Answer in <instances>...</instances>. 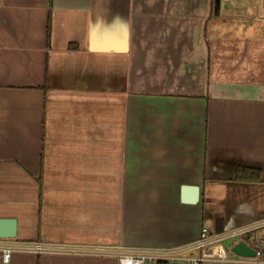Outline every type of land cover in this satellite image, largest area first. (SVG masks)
Instances as JSON below:
<instances>
[{
	"label": "crops",
	"instance_id": "obj_1",
	"mask_svg": "<svg viewBox=\"0 0 264 264\" xmlns=\"http://www.w3.org/2000/svg\"><path fill=\"white\" fill-rule=\"evenodd\" d=\"M214 6L0 0V220L17 221L14 239L169 248L264 221V0Z\"/></svg>",
	"mask_w": 264,
	"mask_h": 264
},
{
	"label": "built area",
	"instance_id": "obj_2",
	"mask_svg": "<svg viewBox=\"0 0 264 264\" xmlns=\"http://www.w3.org/2000/svg\"><path fill=\"white\" fill-rule=\"evenodd\" d=\"M264 228V221L245 225L226 232H214L203 229L199 237L183 245L169 248L123 247L120 245L81 244L53 242L46 240L23 241L14 238H0V252L7 263L13 253H35L71 256H115L118 264H146L158 261L180 260L185 264H202L207 260H228L230 249L225 245L228 240H243L248 236V244L256 250L258 261L264 262V235L258 237L252 233ZM231 245V244H230ZM229 245V246H230Z\"/></svg>",
	"mask_w": 264,
	"mask_h": 264
},
{
	"label": "water",
	"instance_id": "obj_3",
	"mask_svg": "<svg viewBox=\"0 0 264 264\" xmlns=\"http://www.w3.org/2000/svg\"><path fill=\"white\" fill-rule=\"evenodd\" d=\"M221 0H215L214 9L219 13ZM181 201L183 203L197 204L200 200V188L197 185H183L181 189ZM17 221L13 218H3L0 220V238H16ZM247 240L248 236L243 240H238L230 245V252L241 257H255L256 250L251 247Z\"/></svg>",
	"mask_w": 264,
	"mask_h": 264
},
{
	"label": "trees",
	"instance_id": "obj_4",
	"mask_svg": "<svg viewBox=\"0 0 264 264\" xmlns=\"http://www.w3.org/2000/svg\"><path fill=\"white\" fill-rule=\"evenodd\" d=\"M237 178L239 179H252V180H258L260 178V172L254 169H248L240 167L237 170L236 173ZM156 264H169L168 261H158Z\"/></svg>",
	"mask_w": 264,
	"mask_h": 264
},
{
	"label": "rangeland",
	"instance_id": "obj_5",
	"mask_svg": "<svg viewBox=\"0 0 264 264\" xmlns=\"http://www.w3.org/2000/svg\"><path fill=\"white\" fill-rule=\"evenodd\" d=\"M230 11V10H228ZM230 241V240H229ZM232 242H235L236 240H231ZM231 243L230 242H225V245L226 247L229 249L230 248V245ZM173 264H184V262H181V261H175Z\"/></svg>",
	"mask_w": 264,
	"mask_h": 264
}]
</instances>
